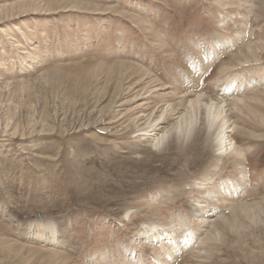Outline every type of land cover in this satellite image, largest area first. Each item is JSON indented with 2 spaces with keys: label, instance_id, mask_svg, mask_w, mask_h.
I'll return each instance as SVG.
<instances>
[{
  "label": "rangeland",
  "instance_id": "374dc122",
  "mask_svg": "<svg viewBox=\"0 0 264 264\" xmlns=\"http://www.w3.org/2000/svg\"><path fill=\"white\" fill-rule=\"evenodd\" d=\"M196 93L228 100L246 158L206 225L217 158L134 137ZM0 264H264V0H0Z\"/></svg>",
  "mask_w": 264,
  "mask_h": 264
},
{
  "label": "bare ground",
  "instance_id": "6f19581e",
  "mask_svg": "<svg viewBox=\"0 0 264 264\" xmlns=\"http://www.w3.org/2000/svg\"><path fill=\"white\" fill-rule=\"evenodd\" d=\"M238 39L239 38L235 41ZM236 44L237 43L234 42V39H227L220 42V45L224 48L234 47ZM209 64L210 63L206 62L200 64V76H203L202 72L205 71V69L207 71ZM193 81L194 82L192 84H195L194 89H197L199 78H193ZM187 103L188 106H186L184 112L181 113L173 108L171 104H168V106L164 107L161 114L154 120H151L152 118L150 119V117L145 118L144 114L138 115L139 122H142L145 119L146 120L141 124L139 123L140 128L138 132L134 134V137L144 138L143 141H147L149 143L148 149L150 151H157L160 156H171L174 152H176L174 148L177 149L180 144L183 146L185 145V147H193V145L201 143L208 147L213 158H217L216 161L214 160L215 162L212 167L209 168L206 178L194 180L196 187L203 193L201 194L203 200H194L195 204L193 206L195 216L199 218V221L202 224V217H204L203 213L210 215L213 213L217 214L216 207L218 206L214 202L217 200L225 201L224 197L221 195L222 189H225V193L228 194H233L241 189L242 182L232 181L231 184L228 180L224 179L222 169L223 162L227 161L226 159L229 156L238 162H242L243 158H246L244 152L239 148L232 137L234 128L231 127L233 123H231L232 121L228 115L229 111L226 109L229 106L228 100L219 98L214 99L204 93H196L195 96L188 99ZM231 103L232 105L236 104L234 102ZM168 117H172V120L175 119V122L170 126L166 125ZM180 149L182 148H178L177 150ZM239 165L236 164L235 167L238 168L237 170L240 171L239 173L243 175V167H240ZM217 180L220 181L221 185L217 186L215 184ZM205 203L212 204L214 209L208 210L207 204L205 205ZM197 211L200 213L198 214ZM131 216L132 213L126 214L125 218L128 219L127 221H130ZM207 222L211 221L206 220V223L203 224L206 225ZM150 226V224H145L143 226L144 230H148L150 228L147 232L148 236H151L150 241L153 242V240H155L159 243L162 239H168L170 242L169 244L166 243L168 246V248H166L167 256L172 254L171 251L176 249L179 250L183 246L188 245V242H185L180 247V243L176 241V236L172 234V231L164 233V229L161 225L157 224L153 227ZM51 233L56 234V231L52 229ZM164 235H166L165 238H163ZM60 242L59 239H57V244ZM106 256L107 253L101 254V258H106ZM164 257L159 256L158 258L159 260H163Z\"/></svg>",
  "mask_w": 264,
  "mask_h": 264
}]
</instances>
